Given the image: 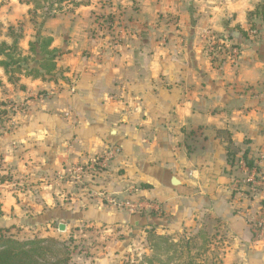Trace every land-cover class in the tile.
<instances>
[{
  "label": "crops",
  "instance_id": "obj_1",
  "mask_svg": "<svg viewBox=\"0 0 264 264\" xmlns=\"http://www.w3.org/2000/svg\"><path fill=\"white\" fill-rule=\"evenodd\" d=\"M89 1L48 23L57 80L14 86L0 68V101L25 106L0 134V174L13 176L0 180V229L59 239L57 227L75 264H129L151 229L194 264H264L262 195L227 150L264 173V21L248 17L264 0ZM209 36L238 45L236 63H212ZM112 148L83 183L66 175ZM124 198L164 216L109 202Z\"/></svg>",
  "mask_w": 264,
  "mask_h": 264
},
{
  "label": "trees",
  "instance_id": "obj_2",
  "mask_svg": "<svg viewBox=\"0 0 264 264\" xmlns=\"http://www.w3.org/2000/svg\"><path fill=\"white\" fill-rule=\"evenodd\" d=\"M89 0H20V3L31 5L34 11L47 10L44 15L46 18H52V10L56 6L62 7L63 4H70L73 7H80L89 4ZM249 19H257L264 21V2L261 3L256 10L249 13ZM256 26V23L253 25ZM36 43L29 44V51L34 55L33 64L29 62L31 57L24 56L19 51L18 40L15 39L13 44L8 46L2 44L0 48V68L4 69L9 76V82L16 81L13 75L25 74L29 77L41 78L43 80L55 81L56 78V51L50 50L53 39L43 41L44 39L38 34ZM23 63V64H22ZM0 81V86H1ZM14 104L10 101H0V126L11 121L15 116L13 111ZM228 157L229 163L236 167L238 160L235 157L236 152L232 142L228 141ZM243 159L248 166L255 165V161L249 159L247 154H244ZM237 160V161H236ZM152 216H157L152 213ZM4 232H9L0 229V264H75L73 262V254L77 250V246L73 242L59 241L54 238L47 239H26L18 240L12 236H7ZM147 242L150 250H152V258L144 257L140 264H154L153 259L160 264H163L161 257L175 253L178 243L174 242L172 235L158 234L155 229L147 230ZM154 261V262H155Z\"/></svg>",
  "mask_w": 264,
  "mask_h": 264
},
{
  "label": "rangeland",
  "instance_id": "obj_3",
  "mask_svg": "<svg viewBox=\"0 0 264 264\" xmlns=\"http://www.w3.org/2000/svg\"><path fill=\"white\" fill-rule=\"evenodd\" d=\"M54 9L55 10H52L51 15H55V16L52 18H48V17L46 18L44 13L47 10H44V11L38 10V12H36V11H34L33 6L27 5L25 3H20V0H0V48H1L2 44H4V43L7 44L8 46L12 45L14 40L17 39L19 51H20V53H22V55H24L22 47H28L30 43H36L38 40V37H39L38 34L41 36L42 39H44L43 40L44 42L46 40H49L51 38L50 32L48 31V23L50 22V20H52L53 18H57L59 16H62V15L72 16L76 7H73L72 5L66 3V4H63L61 8L56 6ZM108 20L110 21V19H108ZM108 20H107V22H109ZM100 25H101V23H100ZM109 25H108V27H109ZM251 33L255 35L257 33V31L254 29L251 31ZM108 34H110V32H108ZM222 39H224V38H222ZM224 40H226V39H224ZM206 50H207V46H206ZM24 56L31 57V60L29 62L33 63L32 61L34 59V55L31 54L30 51H29V54L24 55ZM239 56H240V51H239ZM208 57H209V55H208ZM232 58L228 54L225 57V59L228 63H231V64L236 63V61L238 59L235 60ZM209 59L212 61V63H215V64L220 65V63H222L221 59L217 60V61H213L210 57H209ZM5 75L7 76V82L9 83V76L6 73H5ZM20 75H23V74L13 75V77H15L16 81L14 83H10V84H13L14 86H16L15 83L18 84V81L20 79L18 76H20ZM23 107H25V106L23 105ZM13 111L15 112L14 109H13ZM13 117H12V119H13ZM8 126H9V122L1 125L0 126V134L4 131L8 130ZM80 166H85V165H80ZM80 166H77V167H80ZM249 167L252 168V167H254V165L249 166ZM74 168H76V167L69 168V170H67V174H66L67 176L70 175L69 179H72L75 181L74 184L83 183V177L85 175H91L92 174V173H85L79 179L78 174L72 173ZM71 170H72V172H71ZM10 179L11 180L13 179V176L11 175V173L0 174V180L2 182L10 181ZM161 207H162V205H161ZM147 214H150V213L147 212ZM157 216L159 218H163V216H164L163 211L161 214H157ZM260 219H261V216L257 220V229H258V233L260 234V236H262L264 238V229H261V227L259 225ZM90 229H92V228H90ZM91 231H92L93 235H96L94 233L93 229ZM61 232L65 233V230L61 231ZM74 232H76V231H74ZM10 233H11L10 231L4 232L5 235L12 236L14 238H17L18 240L38 238L37 235L29 234L28 232L25 235L29 236V238H26V236H23L22 237L23 239L19 238L20 236H18L17 234H10ZM55 233H56V235H58L59 241L70 242L71 238L67 234H63V235L58 234L59 232H58L57 227H56ZM31 236H32V238H31ZM145 237H148L147 234ZM38 239H40V238H38ZM173 240H174V242L178 243V237L177 238L173 237ZM149 247L150 246H149L148 242L145 243V241H142L141 238H138V241H137L136 246H135L136 250L133 254V257L130 258L129 264H140V262L144 259V257L152 258L153 252H152V250H150ZM204 249H206L205 246L202 249H200V251L203 252ZM188 250L189 249L186 247H183V249H182L179 245L177 247L175 253L171 252L168 256L163 255L161 257V260L163 261V264H194V262L191 261L190 256L187 254ZM199 252H198V254H199ZM202 255H204V254H202ZM199 260L204 261V258L203 259L199 258ZM154 261L155 260L153 259L154 264H160L159 262H157V261L154 262ZM195 263L198 264V262H195ZM201 263H203V262H201ZM212 264H214V262Z\"/></svg>",
  "mask_w": 264,
  "mask_h": 264
},
{
  "label": "built area",
  "instance_id": "obj_4",
  "mask_svg": "<svg viewBox=\"0 0 264 264\" xmlns=\"http://www.w3.org/2000/svg\"><path fill=\"white\" fill-rule=\"evenodd\" d=\"M207 51L209 57L213 61L222 60L225 58L227 54L232 59H238L239 57V47L236 44H232L228 40H224L222 38H215L213 36H209L207 39ZM15 110H23V105L18 107H13ZM120 152L119 148H112L108 151V153L99 159L93 161L85 166L76 167L73 169L72 173L78 174V178L80 179L85 173L98 174L103 171L108 165L113 161L115 156ZM260 163L256 162L254 167L250 168L246 161L242 158L236 163L237 170H240L241 173L246 174L250 181H252V191L254 194L262 195L261 199V219L259 221V225L261 229H264V173L259 171ZM111 204L114 206L126 210L130 213H162V207L159 203L155 201H143L140 199L133 198H124L121 201L109 200Z\"/></svg>",
  "mask_w": 264,
  "mask_h": 264
},
{
  "label": "water",
  "instance_id": "obj_5",
  "mask_svg": "<svg viewBox=\"0 0 264 264\" xmlns=\"http://www.w3.org/2000/svg\"><path fill=\"white\" fill-rule=\"evenodd\" d=\"M60 230H61V231H64V230H65V226H64V225H61V226H60Z\"/></svg>",
  "mask_w": 264,
  "mask_h": 264
}]
</instances>
